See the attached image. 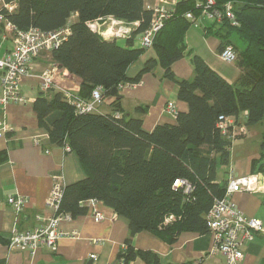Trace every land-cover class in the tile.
Wrapping results in <instances>:
<instances>
[{"label": "trees", "instance_id": "obj_1", "mask_svg": "<svg viewBox=\"0 0 264 264\" xmlns=\"http://www.w3.org/2000/svg\"><path fill=\"white\" fill-rule=\"evenodd\" d=\"M7 1L17 3V9L6 18L19 29L54 31L69 23V36L49 57L58 68L81 80L79 98L88 100L92 90L101 86L103 103L113 88L138 84L144 74L160 68L162 77L176 85L177 98L188 106L186 113L175 115L174 125H157L147 132L141 119L121 113L118 95L111 97L110 113H77L64 92H55L53 87L42 91L32 103L38 126L46 130L51 145L76 155L85 174L84 179L63 186L58 214L83 216L87 213L84 204L94 200L124 217L129 237L117 256L122 264L136 259L162 264L155 252L131 246L132 237L139 232L168 238L170 243L184 231L207 233L204 216L226 188V182L216 183V168L228 164L232 143V127L222 134L218 118H230L239 127L241 113L246 112V128L264 122V0H212L208 6V0H180L154 34L150 48L133 45L153 16L144 0ZM227 3L237 25L226 17ZM205 8L217 10L222 17L218 22L209 21L206 28V34L220 41L219 52L233 45V36L242 44L232 46L240 70L234 83L196 55L191 58L192 79L177 80L172 71V65L187 52L184 36L192 22L186 15L197 20ZM73 16L75 20H71ZM109 17L137 24L124 46L88 26L90 21ZM148 49L153 56L144 61L136 76L128 77L127 68ZM177 180L186 181L192 192L174 188ZM169 215L179 221L160 227Z\"/></svg>", "mask_w": 264, "mask_h": 264}, {"label": "crops", "instance_id": "obj_2", "mask_svg": "<svg viewBox=\"0 0 264 264\" xmlns=\"http://www.w3.org/2000/svg\"><path fill=\"white\" fill-rule=\"evenodd\" d=\"M179 1L144 0V5L148 8L160 4L171 9ZM75 19L76 16L71 18ZM196 23L202 28V32L193 30L191 26L186 31L184 42L187 52L172 65L175 78L192 79L191 58L196 55L226 81L234 83L240 70L235 63H227L220 58V41L213 35L206 34V28L211 23L203 17L198 18ZM139 40L140 36H137L133 42L135 48H139ZM117 43L120 46L125 45L122 40ZM10 46V41L2 40L0 35L1 52L9 50ZM149 50L151 49L146 50L127 68L128 77L136 76L144 61L153 56V51L148 52ZM50 66H55L52 75L54 91L68 92L79 97L81 80L67 70L58 68L48 54H43L33 62L31 75L25 77L20 85V93L28 103L22 105L10 102L0 108V120L5 126L0 137V156L3 158L0 161V264H122L117 256L129 237L128 221L112 208L94 200L84 204L87 207L85 215L76 218L70 216L69 220L60 221L59 227L65 235L58 240L55 251L39 245L35 253L30 255L26 251L9 250L7 247V239L14 228L19 232L31 231L42 226L47 217L54 215L47 207V200L56 178L63 186L85 178L76 155L66 148L51 145L46 130L37 124L32 103L42 92L39 76ZM176 91V85L163 78L162 69L157 68L154 73L144 74L138 84H127L118 89L121 113L141 119L142 129L147 132L157 125H174L175 115L166 109L167 105L171 103L176 114L188 111L187 104L177 98ZM1 92L0 83V96ZM111 97L104 99L97 112L107 114L112 111L109 106ZM141 107L144 111H137ZM245 117L246 112L241 113L239 127H244L246 134L234 142L240 140V144L249 138H259V149L249 150L251 145L243 143L247 148L244 150L245 154L233 153L232 141L228 164L224 166L226 169L219 173L218 166L216 168V183L226 182L230 169L238 175L261 173L264 176V122L246 128ZM10 196L27 200L19 213H15L7 204ZM231 200L236 209L245 216L261 222V231L255 233L254 239L243 248L244 258L241 264H264V190L256 193H235ZM95 212L101 214L98 222L93 218ZM131 246L135 250L155 252L162 264H225L221 254L212 252L213 242L209 234L184 231L170 243L168 238L163 239L142 231L132 237ZM90 255H94V258L91 259ZM126 264L145 263L136 259Z\"/></svg>", "mask_w": 264, "mask_h": 264}, {"label": "built area", "instance_id": "obj_3", "mask_svg": "<svg viewBox=\"0 0 264 264\" xmlns=\"http://www.w3.org/2000/svg\"><path fill=\"white\" fill-rule=\"evenodd\" d=\"M212 4L213 1L208 0L207 6ZM148 8L152 10L153 16L149 27L140 37L139 46L142 48L151 47L154 34L171 15L170 8L168 9L164 5L159 4ZM16 9V1L0 0V35L2 40H9L11 43L10 49L4 52H1L0 47V83L2 87L0 108H4L10 102L22 105L28 103V100L20 93L22 80L31 75L33 62L37 58L43 54L49 55L52 51L58 49L70 34L69 23L54 31H42L35 27L19 29L6 18V14L13 13ZM225 13L232 25H237L229 3L225 4ZM201 17L208 21L217 22L222 18L217 10L214 9L210 12L206 8L203 10ZM186 18L192 23L196 21L191 14H187ZM136 25V23L127 24L112 17L88 22V26L103 38L116 41L128 39L132 28ZM219 56L227 63H234L236 60L231 45L224 47L219 52ZM54 70L55 66H50L39 76L41 91L45 92L53 87L52 75ZM64 93L66 98L74 105L77 113L97 112L102 104L103 89L101 86H97L92 90L88 100H83L68 92ZM166 109L176 115L175 108L171 103L167 105ZM217 127L224 135L228 134V127L237 129L232 119L223 116L218 118ZM238 129L243 130L245 128L239 127ZM4 130V123L0 120V137L3 135ZM231 134L233 138V132ZM173 187H185V193L191 191L190 185L184 180H177ZM263 190L264 176L261 173L238 175L230 169L226 178L224 195L221 198L214 199L207 211V224L209 230H211L213 241L212 252L221 254L225 259V264H241L244 258V246L254 239L255 233L261 231V222L256 218L245 216L243 212L236 209L231 200L232 196L239 192L256 193ZM62 193L63 185L56 178L47 200V207L54 212V215L47 217L42 226L31 231L19 232L14 228L7 242L9 250H23L33 255L39 245H45L55 251L58 240L65 235L60 229L59 223L71 218L69 214H58ZM26 202L27 200L18 196L7 198V204L12 207L15 213H19ZM93 218L98 222L101 220V214L95 212ZM174 218L173 215L165 217L162 225L171 224L175 220ZM160 227L162 226L160 225ZM90 258L93 259L94 255H90Z\"/></svg>", "mask_w": 264, "mask_h": 264}, {"label": "rangeland", "instance_id": "obj_4", "mask_svg": "<svg viewBox=\"0 0 264 264\" xmlns=\"http://www.w3.org/2000/svg\"><path fill=\"white\" fill-rule=\"evenodd\" d=\"M195 22V23H194ZM192 24H191V28L193 29V30H197V31H199V33H201L202 32V28L201 27H199V25L196 23V21H194ZM192 25H194V26H192ZM197 25V26H196ZM195 27H198V28H195ZM231 40H232V43H233V45H237V46H241L242 44H241V42L235 37V36H233L232 38H231ZM233 45H231V46H233ZM148 52H151V50H149ZM233 130V129H232ZM233 134H234V137L232 138L231 137V141H233L234 142V140L235 139H238V138H240L241 136H244L245 134H246V131H245V129H243V130H240V129H234L233 131ZM259 140V138H249V139H247L245 142H240V144H239V141L240 140H236V142H234V143H232L233 144V148H232V150H233V153L235 152V153H238V154H241V155H244L245 153H244V150H246L247 148L246 147H244L243 145V143H249L250 145H251V147L249 148V150H258L259 149V145H260V143L261 142H259L258 141ZM231 150V151H232ZM222 169L223 170H225L226 168L224 167V166H220V165H218V172L219 173H221V171H222ZM190 192H192V189H191V191ZM175 218V220L174 221H172L171 222V224L172 223H175V222H177V221H179V219L175 216V215H173ZM205 217V220H206V225H207V229H208V231H207V233H205V234H209L211 237H212V234H211V230H209V227H208V224H207V214L204 216ZM161 226H162V228H165L166 226L165 225H162L161 224ZM205 234H202V235H205ZM213 242V241H212ZM243 261V260H242Z\"/></svg>", "mask_w": 264, "mask_h": 264}, {"label": "water", "instance_id": "obj_5", "mask_svg": "<svg viewBox=\"0 0 264 264\" xmlns=\"http://www.w3.org/2000/svg\"><path fill=\"white\" fill-rule=\"evenodd\" d=\"M117 92H118V90L116 88H113L111 90V96H116L117 95Z\"/></svg>", "mask_w": 264, "mask_h": 264}]
</instances>
